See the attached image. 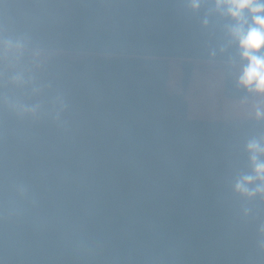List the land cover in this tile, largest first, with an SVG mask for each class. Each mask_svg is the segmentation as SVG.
Returning <instances> with one entry per match:
<instances>
[{"label": "trees", "instance_id": "1", "mask_svg": "<svg viewBox=\"0 0 264 264\" xmlns=\"http://www.w3.org/2000/svg\"><path fill=\"white\" fill-rule=\"evenodd\" d=\"M8 2L22 25L28 5H50L48 46L83 56H54L71 100L62 126L0 112V264H264L256 222L235 229L226 214L240 206V147L264 122L190 119L168 90L169 59L183 91L191 61L209 60L183 0ZM224 90L247 95L228 73Z\"/></svg>", "mask_w": 264, "mask_h": 264}, {"label": "clouds", "instance_id": "2", "mask_svg": "<svg viewBox=\"0 0 264 264\" xmlns=\"http://www.w3.org/2000/svg\"><path fill=\"white\" fill-rule=\"evenodd\" d=\"M183 6L198 16L208 59L226 57L224 70L232 75L235 67V84L247 94L244 99L264 96V0H183ZM28 8L33 23L22 25L15 6L0 0V112L33 125L50 121L62 126L71 100L58 67L63 61L51 55L53 49L42 30L51 6L38 2ZM255 119L264 122V109L257 107ZM240 151L245 163L229 185L240 206L235 211L226 209V214L235 229L256 222L255 247L264 253V132L248 135ZM16 190L20 196L26 194L23 185ZM102 248L103 242L98 241L91 250Z\"/></svg>", "mask_w": 264, "mask_h": 264}, {"label": "rangeland", "instance_id": "3", "mask_svg": "<svg viewBox=\"0 0 264 264\" xmlns=\"http://www.w3.org/2000/svg\"><path fill=\"white\" fill-rule=\"evenodd\" d=\"M52 56L63 55L70 58H80L83 54L72 52H58L52 51ZM182 60L181 59H169L168 60V81L167 87L170 92L182 93L185 98L186 106H189L187 110V117L190 119L204 120L208 118L206 116V110L208 105L216 103L215 98H219L221 90H223L224 73L226 75L225 62L211 61V60H192V72L189 79V84L185 91L182 89ZM235 73V67L233 74ZM232 74V75H233ZM207 96V97H205ZM207 99H205V98ZM259 100L264 101V96H260ZM262 101H259L260 103ZM213 118V117H211ZM210 120V119H209Z\"/></svg>", "mask_w": 264, "mask_h": 264}, {"label": "crops", "instance_id": "4", "mask_svg": "<svg viewBox=\"0 0 264 264\" xmlns=\"http://www.w3.org/2000/svg\"><path fill=\"white\" fill-rule=\"evenodd\" d=\"M225 77L226 75L224 73L223 90H221L220 92L221 96L219 98L214 99L216 103L212 104L211 106L208 105L206 110L202 111L203 113L207 111L206 116H208V118L204 120L205 121H224V122L248 120V119L256 120L255 111L257 107L264 109V101L259 100L260 96H249V98L247 99H244V97H234V98L228 97L224 90ZM231 78H232V81L235 83V73L231 75ZM259 101H262V102L260 103ZM189 109L190 107L187 106L188 111Z\"/></svg>", "mask_w": 264, "mask_h": 264}]
</instances>
